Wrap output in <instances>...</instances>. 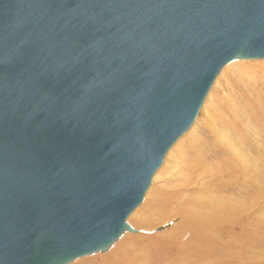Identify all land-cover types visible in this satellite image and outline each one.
<instances>
[{
    "label": "water",
    "instance_id": "1",
    "mask_svg": "<svg viewBox=\"0 0 264 264\" xmlns=\"http://www.w3.org/2000/svg\"><path fill=\"white\" fill-rule=\"evenodd\" d=\"M264 0H0V264L105 253Z\"/></svg>",
    "mask_w": 264,
    "mask_h": 264
},
{
    "label": "bare ground",
    "instance_id": "2",
    "mask_svg": "<svg viewBox=\"0 0 264 264\" xmlns=\"http://www.w3.org/2000/svg\"><path fill=\"white\" fill-rule=\"evenodd\" d=\"M235 61L240 65L247 62V60H233L221 69L199 111L204 104L210 103L211 89ZM240 74L239 79L243 78L247 81H243L246 82L243 88L248 86L255 89L258 88L256 86L258 81H264L263 76L258 78L254 75L250 76V73ZM259 88L264 91V83ZM243 94L244 92L241 96L232 98L235 108L252 109L253 103L258 104L260 107L250 121H261L262 133H264V96L255 97L254 101H251V96L243 97ZM196 118L197 116L183 135L188 139L196 138L193 137ZM245 120L248 122V118ZM220 124L222 121L219 124L217 121H211L209 127L216 133ZM228 126L232 127L229 123ZM253 135L258 141L260 140L259 134L253 133V128L248 133V137L245 134H237V143L232 146V151L225 148L227 152L224 150L221 157L222 152L219 151H213V154L202 151L205 158L200 162L199 167L194 160L196 157L184 150L180 151L178 157H172L164 167L163 172L170 173V176L166 179L165 188L158 191L159 194L163 193V196L155 199L157 193L153 198L147 199L148 191H146L142 204L137 208L143 205L137 216L139 219L135 220L141 228L150 233L154 229L164 227L162 225L171 220L179 219L180 222L172 228L159 231L160 234L137 236L125 232L118 240L120 242L110 248L111 251L107 256L101 257L97 262H92L95 258H88L73 264L90 262L92 264H252L251 259L259 243L257 246L258 241L250 238L256 236L250 227L254 226L259 208L264 203V167L260 169L256 167L255 160L250 158L251 154L249 155L250 146L244 143V140L251 143L250 139ZM257 145L255 144L256 147ZM171 148L167 152L168 155ZM231 170L236 173L245 172L243 176H248L249 179L236 180L234 174L228 176ZM158 171L153 176V181L158 177ZM137 209L130 216L134 215ZM186 235L188 238L183 240ZM159 238L164 242L159 241ZM209 238L212 239L208 240ZM223 239L226 242L224 244L218 241Z\"/></svg>",
    "mask_w": 264,
    "mask_h": 264
},
{
    "label": "rangeland",
    "instance_id": "3",
    "mask_svg": "<svg viewBox=\"0 0 264 264\" xmlns=\"http://www.w3.org/2000/svg\"><path fill=\"white\" fill-rule=\"evenodd\" d=\"M242 72L246 73V75H249L250 73V76L254 75L257 77L258 76L264 77V60H247V62L242 63V65L236 64V61H235L231 65V67H229L224 72V76L221 77V79H218V82L215 85V87L211 89L210 103L204 104L197 115L195 125H194L196 126V129L195 131H193L194 136L192 135L193 137H196V138L188 139L185 136H182L181 139L172 147L173 149L171 148L170 155L167 154L168 157L166 156L163 165L158 171L159 173L157 175L158 177H156L154 181L152 179L151 185L149 189L147 190L148 191L147 192L148 197H146L147 199L153 198L160 189L165 188L166 179H168V177L170 176V173L165 174L163 172L164 167L166 166V164H168V161L172 157L173 158L178 157L180 151L184 150L186 152H189L192 156L196 157V159L194 160L199 167L200 162L205 158L201 153L202 151L205 150L207 153L209 152L210 154L211 153L213 154V151H219V152H222V154L220 155L221 157L224 153V150L226 151L225 148L232 151V146L237 143V134H241V135L245 134L248 137V133L252 131V128H253V133L259 134L260 140L258 141L256 136L253 135V138L250 139L251 143H248L247 140H244V143L245 144L247 143L246 145L250 146L248 150L249 155L251 154L250 158H252V160L253 159L255 160L256 167L259 169L264 167V133H262L263 123L258 120H255L254 122L250 121L252 117H254L255 113L259 109L258 107L260 106L258 104L256 105L255 103H253L252 109L247 107L246 110H243L241 108H235L234 101L232 99L233 97L241 96L242 92H244L243 97L251 96L252 97L251 101H254L255 97L259 98L261 96H264V91L261 88H259V86L263 85L264 81L260 80L261 82L260 81L257 82L256 86L259 89L258 88L251 89L247 86L246 87L247 90H246V88L245 87L243 88V86L247 81L243 78L242 80L239 79L241 76L240 73ZM243 81H246V82H243ZM246 118H248V122L245 120ZM210 120L217 121V124L221 123L222 121V124H220V127H218V132L215 133L209 127L211 125ZM228 123L232 127H229ZM255 140L257 141V143ZM255 144L256 145L258 144L257 147L258 146L259 147L257 148ZM256 150L258 152H256ZM241 172L242 171H239L236 173L231 170L228 173V176H231L232 174H234V176H236L235 178L236 180L243 179V181H247L249 177L248 176L244 177L243 174L245 175V172L243 173ZM198 189H201V188L198 187ZM160 196H163V193L161 194L158 193L155 199L159 198ZM142 208H143V205H141V207L137 209L138 211H136L134 215L129 216L130 219H127L128 221H126L127 224L130 226V228L133 230V232H129L130 235L133 234L137 236H143L145 234L146 235L160 234V232H162L164 229L172 228L174 225L176 226L180 222L179 219L171 220L172 222L169 221V223L167 222V224L166 223L163 224L162 226L164 227L160 228L158 226L160 229L155 227L157 229L152 230L150 233L149 231L141 228L140 225L137 224V222L135 221L136 219H139V217L137 218V216L139 215ZM250 229L256 233V236L250 237V238H254L258 241L257 246L259 243V247L255 251L254 257L251 259V262L252 264H264V203L261 204L259 208V213L256 218V222L254 226L250 227ZM187 238L188 237L186 235L183 237V240H186ZM210 239L212 238H209L208 240ZM158 240L164 242L162 238H159ZM218 241H220L222 244L226 243L224 239L218 240ZM119 242L117 241V243L113 244L112 246L118 244ZM133 242L131 243L133 244ZM169 246H172V244H169ZM110 248L105 253H95V254H92L86 257H82L77 260H74L70 264H73L74 262L80 263L81 261L88 259V258H91V259L95 258L92 262H97L101 257H105L110 253L111 251ZM243 258L246 260L245 257ZM89 264H92V263L90 262Z\"/></svg>",
    "mask_w": 264,
    "mask_h": 264
}]
</instances>
